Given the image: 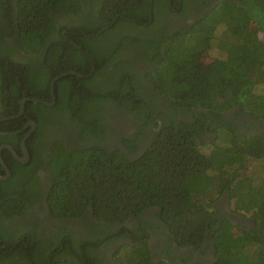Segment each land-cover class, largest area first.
Listing matches in <instances>:
<instances>
[{
    "label": "trees",
    "instance_id": "obj_1",
    "mask_svg": "<svg viewBox=\"0 0 264 264\" xmlns=\"http://www.w3.org/2000/svg\"><path fill=\"white\" fill-rule=\"evenodd\" d=\"M183 1L186 7L191 0ZM151 6V0H20L16 11L14 0H0V131L14 132L26 124L25 116L17 117L26 97L50 102L53 87L58 97L52 108L27 103L37 134L48 123L46 133L53 135L45 160L33 145L30 164L11 165L12 179L0 182V264H112L105 254L111 247L119 249L111 255L118 264H168L153 261L149 240L157 231L169 242L166 254L172 245L203 251L208 243L213 264H264V137L237 132L221 116L239 108L264 125V0L220 2L171 38L166 50L138 36L112 39L123 25L144 29L140 24L149 21ZM74 16L84 18L71 24L67 18ZM72 34H78L77 45L69 42ZM9 36L38 57L36 71L22 70L4 51ZM128 41L150 53L146 62L156 65L149 75L156 91L173 103L174 112L189 113L190 121L151 102L149 117L144 99H136L137 78L122 67L107 71ZM214 51L219 56L207 69L200 63ZM80 82L82 89L62 91L64 84ZM117 109L143 121L141 132L150 118L162 119L137 159L96 142L103 138L106 113ZM208 123L217 136L211 144L201 143ZM64 127H75L84 144L65 146L54 136ZM9 141L0 137V144ZM136 145L128 147L135 152ZM40 165L49 176L42 196L37 190ZM224 196L234 215L251 219L250 226L212 209ZM40 198L41 211L35 207ZM24 216L34 224L17 219ZM6 220L17 224L5 226ZM65 220L83 222L77 234L63 226L46 237L48 226Z\"/></svg>",
    "mask_w": 264,
    "mask_h": 264
},
{
    "label": "flooded vegetation",
    "instance_id": "obj_2",
    "mask_svg": "<svg viewBox=\"0 0 264 264\" xmlns=\"http://www.w3.org/2000/svg\"><path fill=\"white\" fill-rule=\"evenodd\" d=\"M18 1L20 0H14V6L16 8V11ZM222 1L224 0H211L210 4L206 6L203 3L191 0L186 7H184L183 0H178L176 2H174V0H169L168 3H166V0H158L156 3H154V1H151L152 6L150 19L149 21L140 24V26L144 29H137L135 26L131 25H123L114 34H112V39L116 42L119 39L124 40L129 37L136 38L138 36L141 40L144 41H157L158 43H160V50H166L168 49L171 38H173L179 33L186 32L213 6L219 4ZM231 1L239 2L240 0ZM88 3V1H85V10H87V7L89 5ZM183 9H185L186 12H183L182 15L181 12L183 11ZM11 10L12 9H9V11ZM82 18H84V16L68 17L67 19L72 24L77 23L76 21H80L82 20ZM146 28L150 29L147 30ZM64 30L65 29L62 30V33L64 35L70 34L68 30ZM72 35H74V37L69 35V42L77 45L74 38H77L78 34ZM4 41V51L11 53L13 60L18 63V66L22 68V70H32L33 72L36 71V62L38 61V57L36 55H29L28 53H26L23 48L18 45L14 36L6 37ZM77 48L78 50L85 51V49H82L80 46H77ZM157 50H155V52ZM73 52L78 57L80 56L75 51ZM118 53L119 55H117L112 61V63L109 64L107 71L109 70L108 72H111L114 69H117V67H122L124 70V74L125 72H127L137 78V85L140 95L136 99L141 102L144 99L143 103L145 104V106H148L147 115L149 117L153 113L151 108H149V103L151 102L156 108L161 109L162 112L165 111L167 114H173L180 121H190L192 119V116L189 113H185L180 110L174 112L176 109L173 107V103L156 91L155 86L149 79V75L156 69V65L146 62V59L148 58L146 55H149L150 53H146L142 49H136L130 41H128V43L124 45ZM6 68L7 70H10L12 68V65L10 64ZM93 72H95V70ZM66 75H77L79 79H83V77H85L84 75L78 74L77 72H69ZM60 78L61 77H57V79L53 82V86L55 85L56 81ZM22 86L23 84L19 82V89H21ZM83 86L84 83L82 82L78 83V85L76 83L64 84V86L62 87V91L66 92L67 90L70 91V89L78 90V88L80 90V88L82 89ZM50 98V102L46 100L33 99L30 97H26L25 99L21 100V110L17 117L25 116L27 118L26 124L21 129L14 132L0 131V133H15L13 135L0 134V137L10 138L9 142L0 144V176L4 177V179H0L1 183L6 184L12 179L13 169L10 167L11 165L14 167L20 165L21 169V166H27L30 164L31 151H34L33 145L37 149L40 148L42 157L44 158V160L46 159V151L48 149L46 146H48L47 144H49L50 142L51 135H53L51 131L49 133H46V131L51 130V126L47 123L46 127L43 129V136H39L37 134V132L39 131L37 122L32 117L27 115V103L31 101L35 102L34 100H38L39 102H35L36 104L42 102L47 107H54L57 103L58 98L54 87L52 88ZM23 102H25V110L24 113L21 115ZM45 103H49L51 105L49 106ZM161 111L158 113H162ZM123 112L125 111L117 109L116 111L112 110L111 112L106 113V118L104 120L105 123H103V138L96 142L99 145L110 150H122L126 153L128 158L134 160L140 157L150 146L154 139V135L157 133V130L160 126L159 124L162 123V119L153 120L150 118L149 126H147L143 130V132H141V126L143 121L138 119L136 115L134 116L130 112ZM221 116L223 118V121L235 127L237 129V132L244 134H257L264 137V125L254 121L251 117L242 114L239 108L224 112L221 114ZM32 122L36 123V127H33L31 125ZM73 128L74 129L64 127L58 130L55 129L56 133L54 132V136L59 137L58 140L63 142V144H65V146L70 149L75 148V146L84 144V142L79 138V132H75V127ZM216 137V134H213L209 131L208 123L207 131L203 134L201 143H214ZM25 139L26 148L29 154L28 160L26 159V156L23 152V142ZM135 142H137L136 151L132 152L131 148H129L128 145L132 144L134 146ZM29 143H32L31 148H29ZM4 157H6L7 161L6 159H4ZM37 176V180L39 182L37 185L38 196H42L45 193V188H47L49 181V176L46 173L44 166L40 165L37 170ZM43 201L44 200H42L41 198L40 200H36L35 207L37 210H42L43 206L41 205V203ZM215 211L218 213L219 217L227 216L231 219H238V216L234 215L232 212H223V209ZM152 212L153 211H149L147 213V216ZM27 217L28 216H24L22 218L17 219H20L21 222L24 224L28 221ZM89 219L93 221L91 217H89ZM28 222H30L31 224L33 223L32 220ZM4 223L5 226H14L17 224V222H13L10 220H6ZM82 223V221L78 220L56 221L55 223H52L50 226L47 227L46 237L50 238L53 234L56 235L59 231V227L63 226L71 228L73 230V233H76L77 230L80 229ZM149 245L152 251L153 261L157 263L165 261L168 264H183L184 262H188L189 264H213L214 262V251L210 249L208 243H205V245L203 246L204 252L195 250L192 247L179 248L176 245H172L170 247V254H166L165 252L166 249L169 247V242L167 238L162 235V233H159L157 231L151 236L149 240ZM103 251H107L106 248H104ZM105 254L108 256L109 251ZM108 257L109 261L112 264H118L114 260H111V255H109Z\"/></svg>",
    "mask_w": 264,
    "mask_h": 264
},
{
    "label": "rangeland",
    "instance_id": "obj_3",
    "mask_svg": "<svg viewBox=\"0 0 264 264\" xmlns=\"http://www.w3.org/2000/svg\"><path fill=\"white\" fill-rule=\"evenodd\" d=\"M219 56V53L217 51H214L213 53L207 52L205 54L204 58L201 61V65H203L205 68H211L215 62V58ZM213 210H221L223 209V212H232V202L229 200L228 197L224 196L220 198L219 200L215 201L212 205ZM237 224L243 225V226H250L252 224V221L250 218H243L239 217L237 219ZM109 251V254L112 255L113 252H117L119 249L116 247H111L107 249Z\"/></svg>",
    "mask_w": 264,
    "mask_h": 264
},
{
    "label": "water",
    "instance_id": "obj_4",
    "mask_svg": "<svg viewBox=\"0 0 264 264\" xmlns=\"http://www.w3.org/2000/svg\"><path fill=\"white\" fill-rule=\"evenodd\" d=\"M151 1H153V0H151ZM81 77V76H80ZM35 102H39L38 100H34ZM45 104H47V105H51V104H49V103H45ZM24 110H25V102H23L22 103V113H21V115L24 113ZM31 125L33 126V127H36V123L35 122H32L31 123ZM0 134H3V135H13V134H15V133H4V132H1ZM26 139L24 140V142H23V152H24V154H25V156H26V159L28 160L29 159V154H28V151H27V148H26ZM0 179H4V177H1L0 176Z\"/></svg>",
    "mask_w": 264,
    "mask_h": 264
}]
</instances>
